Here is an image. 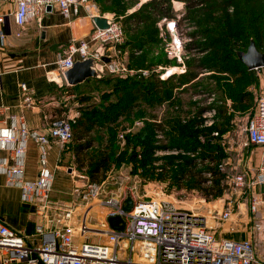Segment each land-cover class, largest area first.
<instances>
[{"label": "rangeland", "instance_id": "obj_1", "mask_svg": "<svg viewBox=\"0 0 264 264\" xmlns=\"http://www.w3.org/2000/svg\"><path fill=\"white\" fill-rule=\"evenodd\" d=\"M147 1L122 0L120 6L109 4L108 10L103 12L101 0H90L101 15L112 16L123 28L122 16L139 9ZM260 3L264 4V0ZM254 4L249 3V6ZM184 6L176 4L177 17L174 19L153 13L151 22L157 30L153 31L154 26L144 24L143 27L149 33L153 31L154 35L152 41L142 43L140 50L128 47L131 36L123 29L124 42L114 50H120L119 60L128 68L127 74L104 70L99 78L76 87L64 86L62 96H59V114L75 119L83 115L91 122L89 128L96 142L86 155L98 154L100 149H105L108 137L112 138L113 149L109 168L92 179L89 161L83 159V155L77 158V140L73 132V138L65 145L73 151V163L63 162V165H66L65 171L67 166L71 170L76 179L75 189L80 193L87 182L97 181L109 194L121 193L137 200L175 201L191 212L205 215L209 229L211 227L218 237L252 238L258 255L264 259V234L255 229V216L247 206L251 194L246 189L238 190L233 182L239 172L258 168L260 156L264 153L263 147L248 143L247 134L257 98L264 92L262 72L258 69L240 72L238 78L244 73L250 75L251 82H246V87L251 95L247 99L229 97L226 84H232L234 73L238 71H233V67L224 68L223 72L219 68L197 70L198 76L185 84H179L178 78L171 80L163 95L149 90L145 95L136 93L138 87L144 88L143 80L150 82L153 77L166 80L171 75L184 73L189 64H196V60L212 59L211 62L215 63L216 56L225 54L223 51L215 56L217 50L223 48L221 44L209 50L196 47L209 41L207 36L204 38L199 34L194 38L192 35L199 30L196 20L208 13L188 10ZM228 12L235 16L237 3ZM171 21L177 23L174 28L177 34L169 28ZM176 43L184 49L176 52ZM261 48L264 50V42ZM219 86H224L223 91L216 90ZM220 107H224L221 110L225 111V116L219 113ZM112 133L114 137H111ZM199 144L206 150L212 147L219 158L223 194L217 198H206L201 185L198 187L203 178L198 172L213 164L204 160L202 153L205 149L199 148ZM167 158L173 159L172 164ZM183 170L190 173L182 175ZM204 178L211 180L212 174L205 173ZM208 185L210 183L204 186ZM6 201L0 198V205H7ZM230 201L233 204L231 217L222 220L219 215Z\"/></svg>", "mask_w": 264, "mask_h": 264}, {"label": "built area", "instance_id": "obj_2", "mask_svg": "<svg viewBox=\"0 0 264 264\" xmlns=\"http://www.w3.org/2000/svg\"><path fill=\"white\" fill-rule=\"evenodd\" d=\"M81 5L95 9L90 17L101 15L90 0H0V22L13 15L16 24L24 27L32 19L40 21L48 6H56L70 17L73 11L78 14ZM103 17L109 27L97 28L91 34L95 47L84 39L73 40L58 53L57 70L48 72L50 80L65 77V71L76 60L89 56L96 58L100 72H129L119 60L120 50H114L124 42V28L112 16ZM168 25L177 34V23L171 21ZM4 41L5 35L0 33V43ZM176 44V52L184 49ZM104 56L110 61H102ZM257 69L264 77V66ZM21 88L24 100L30 102L31 91L26 83ZM7 110L0 108V173L5 175L7 186L20 189L22 202L36 205L40 222L35 234L27 235L0 217V264H264L252 238L218 237L209 229L205 215L191 212L172 200L134 198L132 210L126 212L123 205L128 196L109 194L95 181L86 183L79 199H53L55 174L48 166L49 145L55 141L65 147L73 137L75 117L54 114L49 132L42 133L29 128L16 114H6ZM247 132L248 143L264 148V92L257 98ZM29 138L39 146L40 170L34 179L25 175ZM233 182L238 190H249V212L255 216V229L264 234V153L258 168L239 172ZM99 207L100 213L95 211ZM232 207L230 201L219 218L229 219ZM110 216H121L125 228H112Z\"/></svg>", "mask_w": 264, "mask_h": 264}, {"label": "crops", "instance_id": "obj_3", "mask_svg": "<svg viewBox=\"0 0 264 264\" xmlns=\"http://www.w3.org/2000/svg\"><path fill=\"white\" fill-rule=\"evenodd\" d=\"M90 7L95 8L93 5ZM92 10L95 9L89 10L81 5L78 14L73 11L70 17H66L55 6L40 21L32 19L24 27L16 24L13 15L0 22V33L5 35L4 43H0V108H8L6 114H16L31 129L49 132L52 116L60 112L59 96H62V89L68 83L63 76L57 81L50 80L48 72L57 70L58 53L73 40L84 39L95 47L91 34L97 26L94 22L96 16L90 17ZM22 83H26L31 91L30 102L22 96ZM73 159L72 150L51 142L48 166L55 174L52 191L55 200L71 202L79 199L80 190L75 189L76 179L69 167H66L67 172L66 165H63V162L73 163ZM39 170V146L29 138L26 178H36ZM0 198L7 200V205H0V217L5 223L27 235L35 234V227L40 222L36 205L22 202L20 189L7 186L6 177L1 173ZM100 210V207L95 209L99 213L102 212Z\"/></svg>", "mask_w": 264, "mask_h": 264}, {"label": "trees", "instance_id": "obj_4", "mask_svg": "<svg viewBox=\"0 0 264 264\" xmlns=\"http://www.w3.org/2000/svg\"><path fill=\"white\" fill-rule=\"evenodd\" d=\"M101 3L103 8L102 11L106 12L109 8V4L114 3L116 6H120L122 0H101ZM235 3H237V16H234L232 12H228V9ZM249 3L255 4L249 6ZM176 4H184L185 9L188 10L198 9L201 13H208L203 15L204 17L201 16L202 19L199 18L196 20L195 23L199 30L192 33V35L194 38L199 34L204 38L207 36L209 37V41H206L201 45L199 44V46L196 47L209 50L214 47L216 48L221 44L223 45V48H219L217 50L218 53H215V56L217 54H222L223 51H225V54L223 55L224 57L216 56L217 58L214 60L215 63L211 62L212 59L196 60V64H189L187 71L181 74L171 75L166 80H162L159 77H153V81L150 82L143 80L144 88L138 87L136 93L138 95H145L146 91L149 90L154 91L156 95H163V93H165V88L168 87V83L171 80H176L178 78L179 84H185L194 80L198 76V71L200 69L219 68L220 71L223 72L224 70L233 67V71H238L234 73L235 77L232 84H226L230 90H228L230 93L229 97L231 99H237L238 97L247 99L250 97L251 92H249L246 87V85L251 82L250 75L244 73L242 78H238L240 72H243V70L248 71L250 69L238 58L237 53L239 51H246L252 39L255 40L259 51L264 52L263 48H261V44L264 42V4H261L260 0H149L142 4L139 9L129 14L125 13L122 16L123 26L131 36L128 47L133 50H140L142 49L140 48L142 43L152 41L154 35L153 31L157 30V27L151 22L152 14L154 13L158 16L174 19L177 17V13L175 12ZM217 11L220 12L218 13ZM146 23L152 27L154 26L152 33H149V31L146 30V27H143ZM129 25H132V27ZM247 42L248 44L246 45ZM245 45L246 48L244 47ZM91 79H88L87 81ZM224 86H219L216 90L223 91ZM174 87L175 86H172L173 89ZM85 101H87V99H85ZM223 108L224 107H220L219 113L222 116H225V111L221 110ZM89 123L91 122H89V119L86 116H79L72 124V129L75 134V139L77 140V146L75 148L77 158L80 159L83 155V159L89 161V165L91 166L90 176L92 179H95L101 171H106L110 166L113 141L112 138L109 139L108 137L107 147L105 149H100L98 154L86 155V151L93 148L96 142V138L92 136V130L89 128ZM111 137H114V133H112ZM198 146L199 148L204 147L202 144H199ZM207 149L208 150L205 149L204 153L208 152V154L202 153V157L204 160L207 159L213 164L198 172V174L203 177L200 180L198 187L201 185L202 192H204L206 198L210 199L221 196L223 194V188L219 158L214 154L215 150H212V147ZM219 151H221V149H219ZM172 158H167L170 160L171 164L173 162ZM83 163L84 162H82V164ZM192 163L193 161L190 162V164ZM185 173L189 174L190 172L188 170H183V172H181L182 175ZM205 173H211L212 179L207 180L204 178ZM205 183H210V185L204 186Z\"/></svg>", "mask_w": 264, "mask_h": 264}, {"label": "water", "instance_id": "obj_5", "mask_svg": "<svg viewBox=\"0 0 264 264\" xmlns=\"http://www.w3.org/2000/svg\"><path fill=\"white\" fill-rule=\"evenodd\" d=\"M53 9L52 6H48V11ZM95 25L99 29H106L109 27L107 18L98 15L94 18ZM238 58L250 69H257L264 66V52L259 51L256 46L255 40L252 39L246 51H239ZM110 58L107 56L102 57V61L109 62ZM96 58L89 56L83 60H76L71 68L65 71V80L70 86H76L84 83L91 78L101 77V72L96 65ZM134 205V199L128 196L125 199L123 210L129 212ZM108 222L112 228L121 229L125 228V222L121 216H110Z\"/></svg>", "mask_w": 264, "mask_h": 264}]
</instances>
